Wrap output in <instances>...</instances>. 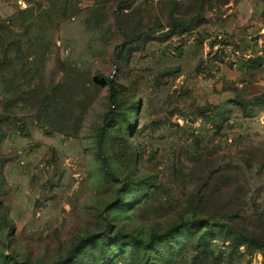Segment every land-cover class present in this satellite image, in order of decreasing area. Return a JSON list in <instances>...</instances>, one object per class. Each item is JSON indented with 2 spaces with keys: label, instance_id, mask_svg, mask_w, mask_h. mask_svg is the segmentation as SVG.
<instances>
[{
  "label": "rangeland",
  "instance_id": "obj_1",
  "mask_svg": "<svg viewBox=\"0 0 264 264\" xmlns=\"http://www.w3.org/2000/svg\"><path fill=\"white\" fill-rule=\"evenodd\" d=\"M60 262L264 264V0H0V264Z\"/></svg>",
  "mask_w": 264,
  "mask_h": 264
},
{
  "label": "trees",
  "instance_id": "obj_2",
  "mask_svg": "<svg viewBox=\"0 0 264 264\" xmlns=\"http://www.w3.org/2000/svg\"><path fill=\"white\" fill-rule=\"evenodd\" d=\"M114 15L117 18V21L119 22L118 11L114 12ZM169 34H171V33H169ZM117 49L120 50V47H118ZM111 102H112V104H113L114 107L117 106V93H116V90L115 89L112 90ZM103 130H104L103 128L100 129V137H99V141H98L99 147H101ZM190 224L191 225H198L199 223H197V222L195 223L194 222V223H190ZM187 225H189V224H187ZM224 227H226V226H224ZM226 228H228L230 231H234L229 226H227ZM174 231H176V230L169 231V232H167L164 235H159V236L154 235V236L151 237L150 241L147 244H145L142 241H140V242L137 241L136 243H137V245H142L144 247L145 251H150V250H153L154 249V247H155V245L157 244L158 241L169 242L171 238H175L176 232H174ZM234 233H236V232H234ZM236 235H240L243 239H245L247 241H250V242H252L254 244L262 243L258 238L250 237V236H247V235H245L243 233H240V234L236 233ZM57 264H62V262L57 263Z\"/></svg>",
  "mask_w": 264,
  "mask_h": 264
},
{
  "label": "water",
  "instance_id": "obj_3",
  "mask_svg": "<svg viewBox=\"0 0 264 264\" xmlns=\"http://www.w3.org/2000/svg\"><path fill=\"white\" fill-rule=\"evenodd\" d=\"M109 81H110V79H109Z\"/></svg>",
  "mask_w": 264,
  "mask_h": 264
}]
</instances>
